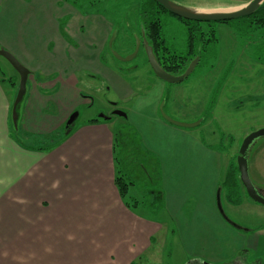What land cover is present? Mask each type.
Listing matches in <instances>:
<instances>
[{
    "label": "crops",
    "instance_id": "1",
    "mask_svg": "<svg viewBox=\"0 0 264 264\" xmlns=\"http://www.w3.org/2000/svg\"><path fill=\"white\" fill-rule=\"evenodd\" d=\"M99 15L84 17L62 0H0V49L12 53L30 71L16 125L14 97L0 80V264H137L152 248L157 233L167 227L166 222L146 217L121 198L116 186L115 133L107 124L111 117L88 119L75 128L77 118L67 126L76 109L89 102L79 88L81 77L90 73L108 79L106 73L111 72L102 59L112 32L106 17L102 15L100 23L106 29L97 39H87ZM166 84L154 77L147 93L136 96L150 104L142 108L152 119L150 128L143 131L147 123L141 132L161 173L162 190L156 199L164 204L155 210L167 212L180 230L178 236L187 242H204L206 233L197 224L198 208L187 209V197L173 200L187 189L208 191L209 187L210 233L241 237L246 243L243 252L249 254L247 245H256L254 238L249 239L251 231L239 230L245 231L242 235L232 230L217 207L223 156L160 116L159 104L174 95ZM124 94L130 98L133 90ZM135 109L140 111L138 106L130 111ZM55 137L58 140L46 147L32 146V139L46 142ZM22 138L28 140L27 145L20 142ZM199 159L218 165L208 185L191 181L189 171H181L190 170ZM140 203L136 199V206ZM69 218L76 221L68 223ZM70 237L79 244L75 250L68 245Z\"/></svg>",
    "mask_w": 264,
    "mask_h": 264
},
{
    "label": "rangeland",
    "instance_id": "2",
    "mask_svg": "<svg viewBox=\"0 0 264 264\" xmlns=\"http://www.w3.org/2000/svg\"><path fill=\"white\" fill-rule=\"evenodd\" d=\"M62 1L79 10L84 17L100 14L101 19L94 22V30L92 36L87 38L88 40L91 37L97 39L98 34L106 29V26L100 25L103 16L112 27L108 44L102 55V59L111 66V72L106 73L108 79L90 73L81 77L79 88L82 89V96L86 97L89 102H85L76 109L79 117L74 127L77 128L88 119H99L101 116L111 117L116 112H113L116 108V110L127 114V117L114 115L107 124L110 123L115 134L121 127L132 129L140 146L139 152L151 156L150 152L146 150L147 147L141 132L142 126L145 128L147 123L148 127L143 131H149L150 128L152 119H149V113L142 111V108H146L150 104L147 105L145 100L141 102L142 99L138 100L136 96L147 93V88L152 87L153 78L156 76L149 66L145 50H141L136 58L128 62L119 60L114 54L128 57L127 55L136 49L137 42L140 40L138 39L140 29L143 34L142 26L146 25L149 18L152 17V14L147 16L151 10L144 4L146 0ZM171 1L189 9L204 8V10L198 9V11L221 12L237 10L248 0ZM210 7L218 9L210 10L208 9ZM160 20L162 35L170 55H187L190 50L188 48L191 36L189 29L196 27L197 22L186 24L168 13H162ZM199 25H201L202 31L195 29L192 34L194 52L198 54L196 58H199V62L185 81L166 84L167 89L169 88L171 93L174 92V95H170V99L166 95L167 102L165 103V98L161 101L159 112L163 117L160 111L162 108L169 118L182 124L192 125L201 122L196 127L183 129L221 153L224 160L221 184L223 185L228 166L231 163L237 165L239 150L245 138L264 129V28L254 25L251 19L245 17L226 23L201 22ZM111 40H113V50L109 46ZM206 40L209 42L204 44ZM190 64L191 62L188 66ZM0 80L4 88L11 91V97L12 95L14 97L12 105H14L19 92L20 77L2 56H0ZM10 80H16L14 89ZM127 89L133 90V95L130 96L131 102L126 100L129 97H124ZM139 104L141 105L139 106ZM135 106H138L139 112H136L137 109L130 111ZM101 122L106 123L103 119ZM62 134H64V130ZM55 140H58V137L46 142H42L44 139H32L34 143L32 146L46 147L44 145H49ZM20 142L27 145L28 140L22 138ZM180 143L183 144V142ZM190 154L192 155V150H190ZM143 157L141 160L145 161H142V164L150 169L151 165L147 164L146 157ZM138 160H134L135 163L138 164ZM203 160H196L191 163L190 170L182 169L181 171H189L187 175L191 181L206 182L208 185L210 174L217 170L218 165L216 162L210 163ZM248 160L253 184L263 188L264 137L256 140L251 146ZM132 170L133 162L129 164L127 177L134 185L129 186V193L125 200L135 211L148 218L167 223V227L157 233L152 248L142 256L140 262L137 261V264H264V206L250 200L243 186L239 196L233 195L235 193L230 194L225 187H220L223 191L221 202L225 214L234 224L243 227L244 230L251 231L248 232L249 239L252 242L254 238L253 244L256 243V245L254 248L250 244L247 245L250 249L249 254L243 252L246 243L242 241L241 237L234 238L224 235L216 237L210 233V219L206 216L209 204V187V192L204 187L187 189L185 192L177 194L173 200L176 203L187 197L186 208H198L197 224L206 233V238L204 242L192 241L189 243L185 237L178 236L180 230L177 231L174 227L167 212L164 213V210L158 212L154 208L164 204L152 193L153 190H162V182L158 181L156 185H151L148 181L142 180L143 175L139 169L135 171L139 178H133ZM203 173L205 175L200 177ZM152 175L157 176L158 171ZM135 198L141 200L139 207L136 206ZM66 211L74 214L70 209ZM66 221L73 223L76 218H69ZM192 229L193 226L188 228V231ZM231 229L242 235L245 233V231ZM163 240H165L164 244ZM68 242L69 247L74 250L79 245L72 237ZM243 243L244 246H242ZM162 244L164 253L161 248ZM235 248L238 250L236 251Z\"/></svg>",
    "mask_w": 264,
    "mask_h": 264
},
{
    "label": "water",
    "instance_id": "3",
    "mask_svg": "<svg viewBox=\"0 0 264 264\" xmlns=\"http://www.w3.org/2000/svg\"><path fill=\"white\" fill-rule=\"evenodd\" d=\"M159 5H161L165 10H167L169 13L172 15L182 18L185 20L189 21H198V22H227L231 20H236L244 17H249L252 16L262 5L264 0H252L245 6L233 10V11H198L196 9H189L186 7H183L181 5L176 4L175 2L171 0H153ZM114 39V38H113ZM112 42H110V47H112ZM140 40L137 42V47L136 51L132 56H128L126 58H123L121 55H117L114 53L117 58L121 61H131L133 60L136 55L139 52L140 48ZM143 45L145 48L146 56L148 63L150 65V68L152 69L154 75L156 78L159 80L168 83V84H177L185 81L194 71L196 65L199 62V58H196L191 64L188 66L184 74L182 75H173L169 72H167L158 62V59L156 55L154 54L153 48L149 46L148 42L144 39ZM0 56L4 57L11 65L12 67L16 70V72L19 74L20 77V83H19V92L17 94L16 101L13 105V121L14 124L16 125L17 123V109L19 104L22 102L26 90H27V82L30 76V71L21 64V62L10 52L4 49H0ZM163 118L170 124L174 126H178L181 128H191V127H196L200 125L201 122H198L196 124L188 125V124H182L174 121L173 119L169 118L163 111V109H160ZM114 115L122 116V117H127V114L121 112V111H116ZM102 118L109 119L108 117L101 116ZM78 118V113H74L68 120L67 126H71L75 123L76 119ZM264 137V129L258 130L249 136L245 138L243 141L241 148L239 150V155L237 157V166L239 170V175H240V181L242 186L244 187L247 196L249 197L250 200L253 202L264 206V196L259 192L257 187L253 184L252 179L250 177V172H249V160H248V152L251 148V146L255 143L256 140L263 138ZM221 190L218 189L217 192V207L218 210L224 219L226 223H228L231 227L237 229V230H244L243 227H240L225 214L224 209L222 207V202H221ZM246 231V230H245Z\"/></svg>",
    "mask_w": 264,
    "mask_h": 264
},
{
    "label": "trees",
    "instance_id": "4",
    "mask_svg": "<svg viewBox=\"0 0 264 264\" xmlns=\"http://www.w3.org/2000/svg\"><path fill=\"white\" fill-rule=\"evenodd\" d=\"M248 0L247 2H249ZM146 6L150 7V12L148 14H152L149 18V22L145 25V31L146 34L144 36V39L148 42L149 46H151L154 49L155 54L158 56L159 53H164L166 57V61L170 62V67L166 65V71L174 74V75H182L186 71L188 64L196 57H198V54L194 52V38H193V32L195 29L198 31H202V28L199 25L201 22L198 21H189L182 18H177L181 20L182 22H185L186 24H191L193 22H197L196 27H191L189 29L191 36L189 37V44L188 48H190L189 53L185 56H177V55H170V51H168L166 47L165 40L162 35V25L160 16L162 13H169L167 10H165L161 5L156 3L153 0H146L144 2ZM146 16V12L144 13ZM251 19L252 23L258 27L264 28V2L259 7V9L249 17H245ZM205 23V22H203ZM212 23V22H211ZM220 23H226V22H220ZM209 24V23H208ZM209 41H204V44H207ZM10 83L15 86L16 81L10 80ZM95 122V121H92ZM138 140H136V137L134 133L132 132V129L130 128H119L115 134V147H114V155H115V162L118 166V175L116 177V186L118 187V191L120 193V196L122 199H126L128 193H129V186L134 185L127 177L128 175V169L129 164L133 162V178L137 177L135 174V171L139 169L141 171L144 181H148L151 185H156L160 178L159 173V167H158V161L157 158L154 156H146L147 154L140 153L139 149V143H137ZM146 157L147 164L149 163L151 165V168L148 169L144 164H142L141 157ZM139 159V160H138ZM134 160H138V164L135 163ZM136 165V166H135ZM157 176H153L152 173L157 172ZM139 178V177H137ZM224 185V186H223ZM222 185V188H226L230 194L239 196L240 189L242 188L241 181H240V175L238 166L234 163L230 164L227 168L226 178L225 182ZM153 195L158 197V194L160 195L159 191H152ZM233 197V196H232ZM231 197V198H232ZM230 198V199H231ZM153 206V205H151ZM157 208V207H154Z\"/></svg>",
    "mask_w": 264,
    "mask_h": 264
},
{
    "label": "flooded vegetation",
    "instance_id": "5",
    "mask_svg": "<svg viewBox=\"0 0 264 264\" xmlns=\"http://www.w3.org/2000/svg\"><path fill=\"white\" fill-rule=\"evenodd\" d=\"M178 18V17H177ZM143 27V34H142V32H141V29H140V35H138L139 36V38L138 39H140V42H141V44H140V48H139V52H138V54L136 55V57L140 54V51L141 50H145V48H144V45H143V41H144V36H145V34H146V31H145V25L144 26H142ZM137 36V37H138ZM110 46V45H109ZM112 46H113V42H112ZM112 50H113V48L112 47H110ZM136 51V49H134V51H131L130 53H129V55L130 56H132L133 54H134V52ZM153 51H154V49H153ZM145 54H146V52H145ZM154 54H155V52H154ZM129 55H127V56H129ZM156 55V54H155ZM135 57V58H136ZM156 57H157V59H158V62L160 63V65L166 70V65H168V67H170V62H167L166 61V57H165V54L164 53H159V55L157 56L156 55ZM123 58H126V57H123ZM194 59H196V58H194ZM193 59V60H194ZM192 60V61H193ZM191 61V62H192ZM150 66V65H149ZM152 70V69H151ZM152 73H153V71H152ZM154 74V73H153ZM133 95V94H132ZM131 95V96H132ZM128 102H130L131 101V98H127L126 99ZM125 103H127V102H125ZM114 111H121V110H116V108H114V110H113V112ZM113 117H114V115H112L111 116V120L113 119ZM257 187V189L259 190V192L264 196V187L263 188H261V187H259V186H256ZM259 205V204H258Z\"/></svg>",
    "mask_w": 264,
    "mask_h": 264
}]
</instances>
